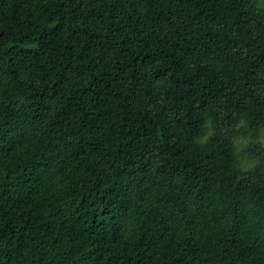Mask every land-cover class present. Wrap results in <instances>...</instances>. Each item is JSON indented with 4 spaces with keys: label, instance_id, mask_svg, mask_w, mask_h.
<instances>
[{
    "label": "trees",
    "instance_id": "obj_1",
    "mask_svg": "<svg viewBox=\"0 0 264 264\" xmlns=\"http://www.w3.org/2000/svg\"><path fill=\"white\" fill-rule=\"evenodd\" d=\"M262 139L264 0H0V264H264Z\"/></svg>",
    "mask_w": 264,
    "mask_h": 264
},
{
    "label": "rangeland",
    "instance_id": "obj_2",
    "mask_svg": "<svg viewBox=\"0 0 264 264\" xmlns=\"http://www.w3.org/2000/svg\"><path fill=\"white\" fill-rule=\"evenodd\" d=\"M249 142V138L238 139L236 141V147L239 152V161L243 168H250L252 166V162L247 160V154L245 151V148L248 146ZM262 143L264 145V139H262Z\"/></svg>",
    "mask_w": 264,
    "mask_h": 264
}]
</instances>
